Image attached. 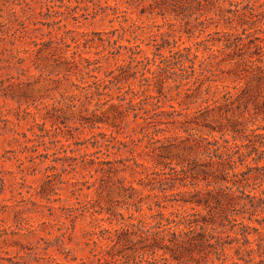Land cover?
<instances>
[{
	"label": "trees",
	"instance_id": "16d2710c",
	"mask_svg": "<svg viewBox=\"0 0 264 264\" xmlns=\"http://www.w3.org/2000/svg\"><path fill=\"white\" fill-rule=\"evenodd\" d=\"M23 2L27 3V0ZM46 2L48 10L56 12L53 0ZM125 2L128 7L138 9L139 16L149 14L153 19L161 17L163 24L156 25L157 30L154 31L152 25L140 23L139 18L129 17L124 19V22L130 21L127 26L120 23L118 29L93 33L97 36V41L95 37L89 39L86 33L79 32L81 38L74 36L72 43H68L64 34L57 33L55 38L41 42L33 41L36 50L31 51H47L56 67L63 66L65 79L67 74L74 71L76 74L80 73L81 77L86 76L92 80L83 89L86 91V98H96L98 101L90 115H80L81 125L93 129L103 124L112 131L110 134H93L92 144L98 152L104 146H110V143L105 145L98 140V135H103L106 138L104 141H115L117 151L121 150L120 146L128 147L129 142L131 143L128 148L132 157L126 160L133 162L130 166L124 165V168H120L113 160L90 158L85 154L81 156L82 167L91 165L96 172H102L112 181L121 171L128 168L135 171V168H140L139 173L144 176L141 178L142 186H149L150 191H153L148 197L150 203L147 207L150 211L157 207L156 214L150 216L154 220L157 219L155 216H159L155 223L147 221L148 215L143 210L145 199L139 194L140 190L132 186L124 187L128 192L125 195L126 210H134L139 217H135V213H129L127 223L122 212H112L102 207L97 210L93 206L89 209L87 205L92 203L88 200L87 204L82 206V211L95 216L98 221L91 232L93 244L98 245V242L106 240V247L111 244L113 247L120 245L122 248L133 250L135 264H216L215 260L220 264H264V259L255 260L256 250L252 247L253 242L247 237V230L251 226L230 219L232 226L227 230L224 222L229 220V214H223L230 208H233L232 212L235 214L237 207H240L242 215L243 212L252 210L247 220L253 221L254 214L258 212L261 204H264V190L259 195L252 194L264 180V133L258 132L259 129L240 128L243 121L234 120L227 113L232 110L229 107L237 105V108H240L241 100L245 98L243 102H247L246 97L251 94L257 93L263 97L264 69L257 67V74L252 82H242L243 78L237 76L234 85L230 87L224 83L227 77L222 67L227 60L223 57L227 50L236 54L241 50V46L247 45L246 40L247 43L261 40L250 29L257 23V17L264 14V3L256 7L245 0ZM101 9L105 10L103 13L107 9L112 10L116 17L111 19V22L129 15L128 9L119 8L118 3H107V6ZM13 13L17 15L16 11ZM59 23L60 21H51L46 24L51 27ZM235 23L241 25V32L237 26L232 27ZM165 25L169 26V31L163 30ZM176 26L178 31L173 29ZM222 26L234 30L230 32L220 29ZM176 32L199 40L191 46L179 45L174 35ZM253 36L255 37L252 38ZM142 37L148 42L145 43ZM89 43L103 48L95 52L96 57H86L80 50L82 45L86 48L92 47L88 46ZM143 44L147 48H154L151 56L142 48ZM69 48L74 51L70 57H65ZM200 52L203 53L200 55ZM111 59L112 68L104 70L103 60L111 64ZM236 65L240 66L241 63ZM152 91L155 93L152 94ZM173 102H176L180 109H177ZM196 104L197 110H190V105ZM68 106L76 107L72 104ZM51 118L53 119V116ZM45 125L46 123H43V129L36 134L37 138L49 135L50 139L52 138V130ZM55 126L60 128L59 124L52 123V127ZM129 127L131 131L125 133ZM122 134L123 140L115 136ZM51 143L56 144L58 141L51 139ZM142 143L144 144L140 153L137 150ZM33 152L36 154L35 158H49L48 152L40 154L36 147ZM142 154L149 158L148 163L138 160ZM63 158L68 159V156ZM60 160L61 158L53 159L56 163ZM260 162L263 164L260 165ZM77 166L78 163L74 165L73 170H76ZM51 168L57 170L56 166ZM117 181L123 186V180L118 178ZM63 183L76 186L81 182ZM86 184L87 182L81 183L82 186ZM177 189L180 191L174 193ZM82 190L77 188L76 192ZM155 190L158 192H154ZM44 192L39 194L43 197ZM43 198L50 201V198ZM175 205L183 208L188 206L191 211L177 209L169 215L164 212ZM197 208L208 213H223H219L215 220L202 215ZM104 213L108 216L105 220L109 221L111 228L101 224L104 219L96 216ZM114 220L117 225L115 227ZM256 222L260 223L257 219ZM238 224H241L242 229L232 237L229 231L235 233L233 228ZM253 229L258 232L257 228ZM223 234L231 240L223 241ZM238 234L242 235L241 243ZM233 242L238 243L235 248L236 258L231 257V260H228L226 249ZM137 244L139 247L135 248ZM102 252L103 249L94 256L97 257ZM258 253L260 257L264 255L263 244H258ZM106 256L101 257V260H107ZM137 259L139 260L136 261Z\"/></svg>",
	"mask_w": 264,
	"mask_h": 264
},
{
	"label": "rangeland",
	"instance_id": "374dc122",
	"mask_svg": "<svg viewBox=\"0 0 264 264\" xmlns=\"http://www.w3.org/2000/svg\"><path fill=\"white\" fill-rule=\"evenodd\" d=\"M125 1L129 0H53L56 12H51L53 10H48L46 0H27L28 6L23 0H10L9 3L7 0H0V264H83V262L86 264H135L133 250L122 248L120 245L113 247L110 243V247H106L108 243L106 240L98 242V245L93 244L91 232L98 221L95 220V216L82 211V206L91 200L92 204L87 205L89 209L93 206L97 210L102 207L112 212H122L126 223L129 221V213H135V217H139L134 210L131 209L130 212L126 210L125 195L128 192L125 188L129 186L140 190L139 194L144 197L143 210L148 215L147 221L155 223L159 219V216H155L157 218L155 220L150 218L151 214H156L157 207H154L152 211L147 207L150 203L148 197L153 191H150L149 186L147 188L142 186L141 178L144 176L139 173L140 168H135V171L129 168L121 171L112 181L108 180L102 172H96L91 165L82 167L81 156L85 154L90 158L113 160L120 168L133 163L126 161L132 157L129 152L130 142L129 148L120 146L121 150L117 151L115 141H104L106 138L98 135L97 139L105 145L110 143L109 148L104 146L98 152L99 150L92 144L93 134H110L112 131L103 124L93 129L81 125L80 115H90L98 101L96 98L93 100L86 98V91L83 89L92 80L86 76L81 77L80 73L76 74L74 71L72 74H67L65 79L62 72L63 66L56 67L47 51L31 53L32 50H36L33 41H46L55 38L57 33L64 34L68 43H72L74 36L81 38L79 32L86 33L89 39L95 37L97 41V36L93 33L118 29L120 23L127 26L130 21L124 22V19L129 17L139 18L140 23L152 25L154 31L157 30L156 25L163 24L161 17L153 19L149 14L139 16V10L128 7ZM245 1H249L256 7L264 3V0ZM107 3L110 5L118 3L119 8L128 9L129 15L111 22V19L116 17L112 10L107 9L103 13L105 10L101 9L106 7ZM13 11H16L17 15H14ZM47 15L52 17L47 18ZM257 19V23L250 31L261 40H255L253 43H247L248 40H246L247 45L241 46V50H238L236 54L227 50L223 56L227 59L222 66L227 77L224 83L230 87L234 85L237 76L243 78L242 82H252L257 74V67L264 69V14L259 15ZM51 21H60V23L48 27L46 23ZM236 26L241 32V25L235 23L232 27ZM59 27L60 30H58ZM173 29L179 30L178 26ZM220 29L230 32L234 30V28L223 26ZM255 29L260 31L255 32ZM163 30L169 31V26L165 25ZM174 35L179 45L191 46L199 40L196 37L190 39L179 32ZM126 37L129 38L128 35ZM142 38L145 43L148 42L145 37ZM123 43L126 44L125 41ZM89 45L92 44L89 43ZM142 48L150 56L154 51V48H147L145 44ZM102 49L96 45L90 48H86L85 45L80 47L86 57H96L95 52ZM73 51L74 49L69 48L65 57H70ZM239 53H241L240 56H238ZM104 61L103 69H111L113 60H110L111 64ZM238 62L241 63L240 66L236 65ZM245 69L249 71L246 72ZM154 93L155 91H152V94ZM74 94L77 96H73ZM172 94L174 95L175 92ZM262 96L257 93L251 94L246 97L247 102H243L245 99L243 98L240 108H237V105L229 107L232 110L227 112L228 115L234 120L243 121L240 128L259 129L258 132L264 133V91ZM104 100L103 98L102 101ZM68 104L76 107L71 108ZM173 105L180 109L176 102H173ZM167 108L168 105L165 106V109ZM190 110L196 111L197 104L190 105ZM232 114L234 116H231ZM241 115L243 117L240 118ZM56 118L57 121L54 120ZM54 122L59 124L60 128L52 127ZM43 123H46L45 127L52 130L51 139H56L58 143H51L50 135L37 138L36 134L43 129ZM129 131L131 127L125 133ZM115 136H118L120 140L124 138L123 134ZM143 144L137 150L140 153H142ZM34 147L40 154L48 152L49 158H35ZM53 154L56 155L53 156ZM65 156H68V159L63 158ZM54 158H61V160L56 163L53 161ZM71 158H77V160L74 161ZM148 159L145 155L138 158L144 163H148L150 161ZM77 163L76 170H73ZM69 164L73 165L69 166ZM262 164L263 162H260V165ZM53 166H56L57 170L52 169ZM118 178L124 181L123 186L118 183ZM63 181H79L87 182V184L82 186L80 183L72 186L64 184ZM260 184L261 186L252 191V194L259 195L264 190V180ZM77 188L83 190L76 192ZM249 190L250 188L247 191ZM41 191H45L43 197L50 198V201L39 194ZM179 191L177 189L174 193ZM72 209L74 212H71ZM177 209L191 211L188 206L183 208L175 205L164 212L169 215ZM197 210L202 215L215 220L219 213H223V211L208 213L201 208ZM232 210L233 208H230L227 213H223L229 214V220L224 222L225 228L231 229L230 219H236L237 223L244 222L251 226L247 230V237L253 242L252 247L256 250L255 260L264 259V255L260 257L258 253V244L264 245V204H261L258 212L254 214L253 221L247 220L252 210L243 212V215L240 207H237L235 214ZM96 216L104 219L100 222L101 224L111 228L109 221L105 220L108 217L107 214H96ZM256 219L260 223L256 222ZM113 226H117L115 220ZM253 228H257L258 232H255ZM233 229L235 233L229 231L232 237L240 233L242 226L238 224ZM226 234H223V241H230ZM237 236L241 239L240 243L243 242L242 235ZM138 247V244L135 245V248ZM236 247L238 243L233 242L226 249L229 255L228 260H231V257L236 258ZM102 249V254L95 257L94 254L100 253ZM103 256H106L107 260H101ZM167 258L169 259L168 255ZM215 261L216 264H220L219 261Z\"/></svg>",
	"mask_w": 264,
	"mask_h": 264
}]
</instances>
